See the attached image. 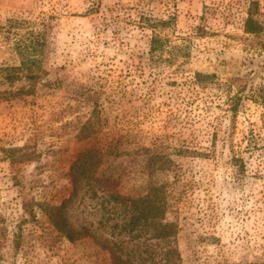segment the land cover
Masks as SVG:
<instances>
[{
    "label": "rangeland",
    "instance_id": "374dc122",
    "mask_svg": "<svg viewBox=\"0 0 264 264\" xmlns=\"http://www.w3.org/2000/svg\"><path fill=\"white\" fill-rule=\"evenodd\" d=\"M250 1L0 0V68L20 65L11 49L19 38L38 36L43 50L18 77L0 70V264H110L93 236L127 264H167V251L170 264H264V56L247 62L264 49V0H254L258 33L243 29ZM154 32L166 39L163 58L172 44H186L188 56L150 64ZM196 71L214 73L218 84L186 104ZM87 118L89 136L80 137ZM204 128L215 129L214 139ZM183 138L201 154H178ZM95 143H109L103 162L66 208L69 222L92 235L69 241L49 212L71 190L72 160ZM151 152L178 165L183 194L167 162L149 167ZM231 154L243 158V171ZM102 186L133 196L162 186L175 233L115 227L131 209L121 210L124 219L103 209Z\"/></svg>",
    "mask_w": 264,
    "mask_h": 264
},
{
    "label": "trees",
    "instance_id": "16d2710c",
    "mask_svg": "<svg viewBox=\"0 0 264 264\" xmlns=\"http://www.w3.org/2000/svg\"><path fill=\"white\" fill-rule=\"evenodd\" d=\"M258 11V5L256 1H250L249 5L246 10V17L244 18L243 22V29L245 32L248 33H258L263 30V25L256 18V13ZM142 22L145 24L153 25L148 18L142 17ZM35 34H39V31ZM37 36V35H36ZM31 39V40H30ZM30 39L26 38H19L17 39L11 46L13 49V53L17 55L19 58L20 65L17 67L12 66H5L1 67L0 70H4L7 78L12 79L13 77H18L19 74L15 72L16 70L22 68H29L28 65L30 64H38L40 53H43L42 50V41L37 38L32 41L33 37ZM166 39L162 37L158 33H152L148 40L147 44V53H148V60L150 64L155 65L157 64V60H165L167 62H172L177 57H187L189 54L187 45H179V44H172L170 46V53L168 56L162 57V52L165 49ZM39 53V54H37ZM264 49L262 53L259 54L256 58H247V62L253 63L255 62L258 65V61L264 55ZM255 64V65H256ZM254 65V64H253ZM36 71H28L25 72V76H29L30 78H35L37 76ZM218 84V80L215 79V74L210 72H194L189 79L190 85V95H188V99L186 100V104L194 103L195 101L199 104V99H202L200 96V91H205L208 88H214L215 85ZM242 84V83H241ZM243 84L238 86L237 90L241 91ZM262 91L264 90L263 87L260 88ZM236 92L230 97L229 103V111L231 116L234 117L239 110L241 103H242V96L240 92ZM72 97H77L73 95ZM264 99V96H263ZM210 102L212 103V96H210ZM196 103V105H197ZM264 103V101H263ZM203 107L210 106V104L206 102H202ZM95 105H93L90 113L92 114L95 112ZM201 117L198 116L196 119H200ZM93 121L91 118H87V120L81 125L79 129L80 137H88L89 134L88 129L91 128ZM206 128V127H205ZM205 133L210 137L209 139H214L216 136L215 129L213 130H205ZM86 131V132H84ZM197 142L192 139L191 141L186 139H180L179 144L175 147V151L178 152L180 155H191L197 156L201 154L198 150ZM109 143H102L100 145H91L87 146L83 149L77 156L72 160L70 165V170L68 172L69 182L71 184V190L68 193V196L63 197L59 202L55 203V205L51 208V212H49V218L52 224L59 230L66 239L69 241L79 240L81 238L87 237L92 235L90 231L85 226L74 227L68 220L66 216V208L67 203L71 199L72 196L76 194L77 186L80 184L79 182L82 180H87L88 178H92L96 169L99 165L103 162V157ZM150 164L149 167H153L156 161H159L161 164V168L165 167V163L167 162V169H171L174 171V183L177 188L178 195L183 194L187 186L186 183H179L180 182V173L182 171L178 170V165L171 166L170 159L168 158L167 154H156L151 152L150 156ZM230 163L237 168V170L243 171L245 168V163L243 158L237 154H231ZM163 164V165H162ZM181 165V164H180ZM242 175V174H241ZM101 192V196L105 203L102 204L103 209H106L111 214H117L116 216H121L122 219L125 218V214L121 215V210L129 208L131 209L130 215L128 218H125L123 221L121 220V224L118 225L117 223L114 226L124 227L130 226V228H154L155 235L160 238H165L171 235V233H175L173 228H177L176 224L167 221L164 217L165 211L168 209L169 203L166 191L163 189L162 186H151L145 194H138L137 196H133L129 193H123L119 190L104 188L103 186L99 189ZM96 193V189L93 190ZM107 205V206H106ZM164 219V220H163ZM97 238V242L100 243L103 247H106L109 251L111 263L110 264H127V261L121 257L120 253L117 250L113 249L112 246L106 244L104 240H100L99 237L93 236ZM166 261L167 264L171 261L170 255H168V251L166 252Z\"/></svg>",
    "mask_w": 264,
    "mask_h": 264
}]
</instances>
